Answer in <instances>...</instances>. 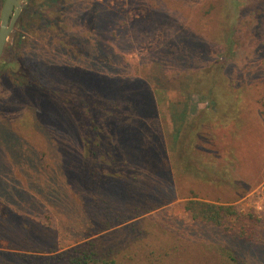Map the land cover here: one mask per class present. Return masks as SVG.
<instances>
[{
    "label": "rangeland",
    "instance_id": "374dc122",
    "mask_svg": "<svg viewBox=\"0 0 264 264\" xmlns=\"http://www.w3.org/2000/svg\"><path fill=\"white\" fill-rule=\"evenodd\" d=\"M69 1L25 2L24 6L28 3V8H23L21 13H25V16L11 33L1 61L5 77H0V131L1 125L7 123L6 119H13L10 126L18 132L19 137L25 139L20 148L26 154H33L40 162L16 166L15 180L24 183L16 185L22 189L24 197H37L31 186L33 182H45V178L36 172L40 168L46 172L47 163L56 161L55 170H60L61 176H65L66 184L69 181L66 175L70 179L72 176L77 177V170L82 165L80 159L92 158L91 143L97 137L95 131L109 139L116 135L111 129L110 120L129 122L131 119H145L153 127L158 124L161 128L150 130L149 134L142 137L123 127L117 134V145L123 154L126 151L134 155L139 152L144 158L137 163L143 162L141 165L146 173L156 170L164 175V172H169L172 182L175 180L179 188H185L188 195L195 193L201 200L231 203L237 205L240 212L251 214L261 239L256 242L237 239L229 246L239 254L241 264H264V116L256 99L251 103L241 102L235 92L236 87H239L238 80L248 88L250 83L264 76V0H71L72 5L82 9L79 12L72 11L82 20L76 28L63 11ZM3 3L4 0H0V13ZM97 5L99 13L106 12V18L115 14V20L122 21L127 27V35L130 37L127 42L130 43L122 48V44L111 43L109 47L113 49L111 52L125 57L130 71L119 73L113 70L105 73L107 78L95 79V86L87 92L91 110L83 102L63 100L66 106L51 105L56 119H42L38 107L47 108L46 104H42V100L35 93L17 90L12 84L15 80L25 79L18 70L19 66L28 69L26 63H37L39 55V60L44 61L40 66L50 69L47 70L49 72L41 74V79L43 77L47 84L70 86L72 91L80 92L79 89L83 84L86 86V83L84 76L80 74L64 75L55 72L57 59L44 56L46 52L44 53L43 48L47 44H42V41L36 43L39 37L34 32L39 27L38 33L42 35L54 24L59 29V40L65 44L67 42L64 38L69 41L70 36L80 41V48L72 45L74 53L85 51L89 56L96 55L93 44L86 43L84 37L91 35V11ZM45 7L61 10L65 23H60L58 16H55L56 22L45 27V23L37 17V11ZM229 36L232 40L230 43ZM231 45L232 52L228 50ZM57 51L61 59L77 63L63 51ZM30 54L36 59H28ZM197 74L204 78L197 80L199 86L195 88L192 82L193 79L196 80ZM132 79L142 81L140 88L132 84ZM122 81L126 82L124 89L119 87ZM213 88H216V94L211 93ZM16 98L23 107L6 114L12 100ZM68 104L70 105L67 106ZM143 107L146 111L144 116L140 112ZM67 111L70 112L69 116H65ZM201 119H236L232 123H245V137H248L246 142L249 148L243 153L240 162L221 160L213 151L206 150L203 145L211 144L208 139L190 143L194 158L189 154L190 163L183 161L182 155L186 152L178 150L184 146L180 141L182 136L178 139V148L175 137L183 126L199 123ZM184 132L192 133L186 130ZM127 134L137 138V147L131 149L124 145ZM192 137L197 138L194 133ZM5 149L0 144L2 153ZM173 153L176 156V160L173 158L174 164L171 163ZM99 160H102V155ZM25 171L30 174L29 179ZM2 179L0 176V180ZM7 181L9 185L14 183L12 178ZM72 195L80 201L79 193L72 192ZM189 198L177 192L170 201L144 216L163 211L188 223L185 205ZM53 212L59 226L60 220L65 217H60L54 210ZM66 223L59 229L66 237H63L64 242H69V245L60 247L59 252L102 235L76 241L81 234L74 237L70 233L71 227H67ZM230 236L234 237L231 234ZM9 244V240L0 239V251L29 252L12 249ZM206 245L190 247V252L187 253L201 258V263L198 260L187 262V254L182 250L176 254L182 257H178V261L173 258L171 264H223L214 255L215 245ZM31 253L38 254L33 251Z\"/></svg>",
    "mask_w": 264,
    "mask_h": 264
},
{
    "label": "trees",
    "instance_id": "16d2710c",
    "mask_svg": "<svg viewBox=\"0 0 264 264\" xmlns=\"http://www.w3.org/2000/svg\"><path fill=\"white\" fill-rule=\"evenodd\" d=\"M70 1L63 11L66 12V17L70 18L72 26L76 28L82 20L72 11L79 12L82 9L77 5H72ZM24 8L27 9L28 5ZM91 14L93 16L90 25L93 30L90 36L84 38L86 43L93 44V48L97 51L96 55L89 56L85 51L74 53L72 45L78 46L80 41L70 36L69 41L64 38L67 42L65 44L59 40V35H57L59 29H56L54 24L42 35L38 33L39 27L34 32L39 37L36 43L42 41V44H47L43 48L44 53L46 52L44 56L57 59L55 72L64 75H70L67 73L80 74L84 76L86 83V86L83 84L79 89L80 92L72 91L70 86L47 84L43 77L41 79V74L49 72L50 69L40 66L44 62L39 60L41 56L38 55L39 58L36 59L30 54L28 59L34 58L38 62L25 60L28 63H26L28 69L24 68V70L22 65L18 69L25 79L15 80L12 84L17 87V90L35 93L34 95L42 100V104H46L47 108L38 107L42 119H56L51 105L66 106L63 100L83 102L91 110L87 92L96 83L94 80L107 78L105 73L113 72V70L119 73L125 70L130 71L127 68L129 64L125 61V57L111 52L113 49L109 47L111 43L122 44L121 48L130 43L127 42L130 38L127 35V27L122 21L115 20V14L106 18V12L99 13L98 5L95 10L91 11ZM24 16L25 13L21 15L18 22H21ZM55 16H58L60 23H65L64 14L57 8L45 7L37 11V17L45 23V27L56 22ZM52 19L54 21H50ZM74 20L75 22H72ZM65 35L68 37V34ZM228 41L232 42L231 38ZM232 49V45L229 46L230 52ZM57 50L63 51L77 63L61 59ZM76 50L82 52L80 49ZM3 70L2 64L0 65V77H5ZM199 78L204 77L197 74L196 80L193 79L192 84L195 88L199 86L197 83ZM214 79L216 80L215 77ZM132 84L140 88L142 81L132 79ZM237 84L239 87H236L235 92L241 98V102L251 103L256 99L260 104L261 114L264 116V76L250 83L248 88L240 80ZM125 86V81L119 85L122 89ZM215 89H211V93L216 94ZM22 107L19 99L16 98L12 100L9 108L11 110L8 109L6 114L8 111L10 114L12 110H21ZM68 111L65 116L70 115ZM140 112L144 116L146 112L144 107L140 109ZM66 119L69 118L66 117ZM6 120L7 123L1 125L2 131H0V144L6 148L3 153L0 151V176L3 177L0 180V239L9 240L12 249L29 252L0 251V264H171L173 258L178 261V257H182L176 255L182 250L187 254L190 252V247L207 246L206 244L215 245L214 255L216 254L217 259L223 261V264H241L239 254L229 245L237 239L248 242L261 239L254 227L252 215L240 212L237 205L201 200L195 193L188 195L185 188H179L175 180L173 181L175 184L172 182L169 172H164V175L157 173L156 170L150 174L146 173L141 165L143 162L137 163L138 160L144 158L139 152L134 155L126 151V154H123L119 149L120 146L117 145L119 139L117 134L123 127L142 137H145L144 134H149L150 130L161 128L158 124L153 127L151 123H146L145 119L144 121L143 119H131L129 122L118 121V119L110 120L111 129L116 134L111 139L100 136L95 127L97 137L91 143L92 158L84 160L82 156L83 158L80 159L82 165L77 170V177L72 176L70 179L69 175H66L69 180L66 184L65 176H61L60 170H55L56 161L47 163L46 172L42 168L36 172L45 178V182H33L31 186V190L37 197L25 198L22 189L16 185L24 184L15 180L16 166L40 162L33 154H26L20 148L25 143V139L19 137L18 132L10 126L13 119ZM235 120L201 119L199 123L186 125L179 129L175 141L178 148V139L182 136L180 141L184 143V146H180L178 150L186 152L182 155L183 161L190 163L188 162L189 154H192L194 158L190 143L208 139L211 144L203 145L206 150L213 151V154L219 156L221 160L240 162L243 153L249 148L246 142L248 137H245L247 126L245 123L240 125L232 123ZM185 130L192 131L197 138L193 139L192 133L184 132ZM124 145L133 149L134 146H138V140L127 134L124 138ZM174 154L171 156V163L173 158L176 160ZM101 155L102 160H99ZM168 155L170 156V152ZM69 168L71 170L70 166ZM24 173L29 179L30 174L27 171ZM11 178L14 183L9 185L7 179ZM72 192L79 193L80 201L75 199ZM153 192L154 195H151ZM177 192L190 197L185 205L189 218L188 223L176 216L167 215L163 211L144 216L170 201ZM53 210L58 212L60 217L63 215L65 217L60 220L59 226ZM64 222H67V227H71L70 233L74 237L81 234L76 241L97 234L102 235L59 252L60 247L69 245V242H64L66 237L59 229L63 227ZM31 251L38 252V254H33ZM197 260L201 263V258L187 254V262Z\"/></svg>",
    "mask_w": 264,
    "mask_h": 264
},
{
    "label": "water",
    "instance_id": "95a60500",
    "mask_svg": "<svg viewBox=\"0 0 264 264\" xmlns=\"http://www.w3.org/2000/svg\"><path fill=\"white\" fill-rule=\"evenodd\" d=\"M24 0H4L0 13V65L8 39L23 11Z\"/></svg>",
    "mask_w": 264,
    "mask_h": 264
},
{
    "label": "flooded vegetation",
    "instance_id": "af4514ba",
    "mask_svg": "<svg viewBox=\"0 0 264 264\" xmlns=\"http://www.w3.org/2000/svg\"><path fill=\"white\" fill-rule=\"evenodd\" d=\"M25 2H28V0H24V5H25ZM28 3H26V5H27ZM23 8H24V6H23ZM20 19V18H19ZM19 21V20H18Z\"/></svg>",
    "mask_w": 264,
    "mask_h": 264
}]
</instances>
